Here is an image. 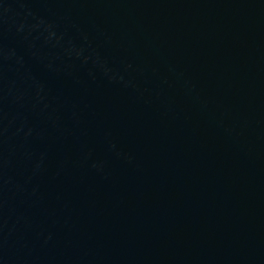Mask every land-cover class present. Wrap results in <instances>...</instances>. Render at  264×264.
Here are the masks:
<instances>
[{
    "label": "water",
    "instance_id": "obj_1",
    "mask_svg": "<svg viewBox=\"0 0 264 264\" xmlns=\"http://www.w3.org/2000/svg\"><path fill=\"white\" fill-rule=\"evenodd\" d=\"M0 264H264V0H0Z\"/></svg>",
    "mask_w": 264,
    "mask_h": 264
}]
</instances>
